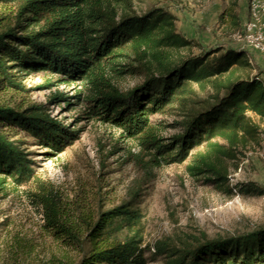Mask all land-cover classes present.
<instances>
[{
  "label": "trees",
  "instance_id": "16d2710c",
  "mask_svg": "<svg viewBox=\"0 0 264 264\" xmlns=\"http://www.w3.org/2000/svg\"><path fill=\"white\" fill-rule=\"evenodd\" d=\"M225 15L238 31L232 9L218 19L222 22ZM194 46L176 31L171 13L155 8L137 15L132 0H0V183L8 178L15 187L33 184L26 197L40 216L42 231L77 251V264H264V226L226 236L182 234L175 241H157L151 252L142 246L138 229L131 232L141 218L133 208L135 193L96 219H84L78 205L34 176L19 142L3 131L16 128L58 152L68 147L76 132L52 120L44 106L16 109L3 96L27 92L20 80L24 74L64 76L91 86L85 100L91 117L137 135L153 166L188 161V172L203 185L228 195L262 196L264 189L253 183L229 182L239 157L261 141L264 82L258 68L239 49L180 54ZM112 74L143 81L121 92ZM195 85L209 91L205 99L199 100ZM154 113L180 117L173 124L180 131L169 143L156 135L149 119ZM23 241L13 240L10 251L16 256L31 255L30 243Z\"/></svg>",
  "mask_w": 264,
  "mask_h": 264
},
{
  "label": "rangeland",
  "instance_id": "374dc122",
  "mask_svg": "<svg viewBox=\"0 0 264 264\" xmlns=\"http://www.w3.org/2000/svg\"><path fill=\"white\" fill-rule=\"evenodd\" d=\"M250 1L132 0V10L137 15L155 8L171 13L176 31L195 43L191 52L181 50L180 54L199 55L201 51L215 48H240L232 37L236 31L231 18L225 15L221 22L218 16L230 8L241 26L248 19ZM249 58L258 68L250 55ZM120 63L126 64V60ZM256 73L263 78L261 69ZM65 79L43 72L24 74L20 80L27 92H9L3 96L16 109L23 104L44 106L52 120L76 132L75 140L68 147L58 152L39 145L16 128L5 127L3 131L11 140L19 142L34 176L53 185L65 201L78 205L84 219H96L99 212L129 201L135 193L133 208L137 207L141 218L131 232L138 229L142 246H149L151 252L157 241L165 238L175 241L182 234L226 236L264 226V195L237 192L228 195L222 189L203 185L188 172V161L153 166L137 135L91 117L85 103L92 93L90 85ZM110 79L121 92L143 81L142 77L128 74H112ZM194 88L199 100L209 93L196 85ZM55 96L59 97L58 101L52 100ZM249 115L258 122L256 116ZM149 119L164 144L180 131L173 125L180 120L178 116L154 113ZM260 129L259 146L239 157L237 169L229 174L230 186L250 182L264 189V123H260ZM238 169L241 170L238 172ZM13 185L8 178L0 183V264H77L80 259L77 251L63 248L42 231L40 216L26 197L33 184ZM16 237L30 243L31 255L16 256L10 251Z\"/></svg>",
  "mask_w": 264,
  "mask_h": 264
},
{
  "label": "built area",
  "instance_id": "2783aa9c",
  "mask_svg": "<svg viewBox=\"0 0 264 264\" xmlns=\"http://www.w3.org/2000/svg\"><path fill=\"white\" fill-rule=\"evenodd\" d=\"M232 37L239 50L246 47L264 53V0L250 1L248 19Z\"/></svg>",
  "mask_w": 264,
  "mask_h": 264
},
{
  "label": "crops",
  "instance_id": "0c3cea01",
  "mask_svg": "<svg viewBox=\"0 0 264 264\" xmlns=\"http://www.w3.org/2000/svg\"><path fill=\"white\" fill-rule=\"evenodd\" d=\"M237 47H239V46H237ZM237 49H239V48H237ZM246 51H247V53H249L250 57L255 62V64H257L258 69H261V71L263 72V74H262L263 78L261 80L264 82V54L259 53L257 51L252 50V49H249V48L246 49Z\"/></svg>",
  "mask_w": 264,
  "mask_h": 264
}]
</instances>
